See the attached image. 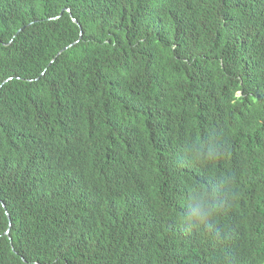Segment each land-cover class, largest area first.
<instances>
[{
  "label": "trees",
  "instance_id": "obj_1",
  "mask_svg": "<svg viewBox=\"0 0 264 264\" xmlns=\"http://www.w3.org/2000/svg\"><path fill=\"white\" fill-rule=\"evenodd\" d=\"M0 264H264V0H0Z\"/></svg>",
  "mask_w": 264,
  "mask_h": 264
},
{
  "label": "clouds",
  "instance_id": "obj_2",
  "mask_svg": "<svg viewBox=\"0 0 264 264\" xmlns=\"http://www.w3.org/2000/svg\"><path fill=\"white\" fill-rule=\"evenodd\" d=\"M209 155H216L215 149H212ZM218 200L219 197L215 193L211 195H198L196 197V208L189 214L195 226L208 224L210 219L219 212L220 205Z\"/></svg>",
  "mask_w": 264,
  "mask_h": 264
},
{
  "label": "water",
  "instance_id": "obj_3",
  "mask_svg": "<svg viewBox=\"0 0 264 264\" xmlns=\"http://www.w3.org/2000/svg\"><path fill=\"white\" fill-rule=\"evenodd\" d=\"M2 205H3V207L5 208V205H4V203H2Z\"/></svg>",
  "mask_w": 264,
  "mask_h": 264
}]
</instances>
